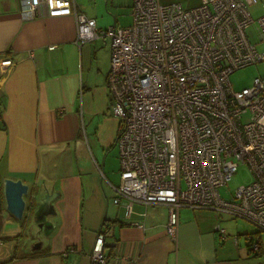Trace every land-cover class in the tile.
Listing matches in <instances>:
<instances>
[{
    "label": "crops",
    "instance_id": "0c3cea01",
    "mask_svg": "<svg viewBox=\"0 0 264 264\" xmlns=\"http://www.w3.org/2000/svg\"><path fill=\"white\" fill-rule=\"evenodd\" d=\"M130 4L63 0L24 18L19 0H0V264H92L99 231L107 264H264V238L248 221L254 231L214 209L181 207L172 239L165 205L135 202L125 218L123 207L112 203L119 122L106 84L110 36L76 43L75 15L94 18L98 29L125 26L132 22ZM5 57L13 64L1 65ZM7 177L28 184L22 219L5 208ZM52 190L59 194L46 217L51 228L33 250L27 229L38 227L28 206ZM247 233L259 239L257 251H250Z\"/></svg>",
    "mask_w": 264,
    "mask_h": 264
},
{
    "label": "built area",
    "instance_id": "2783aa9c",
    "mask_svg": "<svg viewBox=\"0 0 264 264\" xmlns=\"http://www.w3.org/2000/svg\"><path fill=\"white\" fill-rule=\"evenodd\" d=\"M62 1L19 0L20 14L32 18L42 5ZM256 2L200 0L185 7L131 0L129 25L101 29L94 18L76 13V43L110 36L106 84L119 122L112 203L123 207L125 218L135 202L163 204L166 232L175 239L181 207L209 208L264 231V76L241 89L229 82L238 68L264 62V48L257 47L264 43V14L256 19L257 40L246 34L254 21L248 5ZM12 64L10 57L1 61ZM239 164L252 181L224 198L219 187ZM216 230L225 237V228L217 224ZM246 237L250 251H257L259 239ZM103 243L99 231L92 264H107Z\"/></svg>",
    "mask_w": 264,
    "mask_h": 264
},
{
    "label": "rangeland",
    "instance_id": "374dc122",
    "mask_svg": "<svg viewBox=\"0 0 264 264\" xmlns=\"http://www.w3.org/2000/svg\"><path fill=\"white\" fill-rule=\"evenodd\" d=\"M248 11L251 15V17L254 19V21L247 26L246 28V34L248 35L249 39L251 41H256L258 36V24L256 19L264 14V0H260L255 4L248 5ZM258 48H264V43H260ZM264 76V62H259L255 64H250L241 68H238L237 70L233 71L229 75V82L234 89H241L242 87L249 86L252 83V80L255 76ZM114 153L116 154L118 152V148L114 145L113 148ZM118 174L117 177H113L112 180H116L119 175V168L117 170ZM252 181V174L248 167L245 164H239L237 170L233 173L230 180L227 182L226 185L220 186L219 191L220 194L224 198H230L232 194L234 193L235 189L242 184H247ZM230 222H233L236 224L237 221H234L232 219H228ZM239 221V224L243 226L244 229H248L249 231L253 230V225L249 226L245 224L244 219L239 218L237 219ZM28 236L30 239H33V243L37 240H41L46 237V234L49 232L48 230L44 229H35L34 231H31L30 227L27 229ZM262 238H264V231L260 232Z\"/></svg>",
    "mask_w": 264,
    "mask_h": 264
},
{
    "label": "water",
    "instance_id": "95a60500",
    "mask_svg": "<svg viewBox=\"0 0 264 264\" xmlns=\"http://www.w3.org/2000/svg\"><path fill=\"white\" fill-rule=\"evenodd\" d=\"M28 184L24 183L21 179L4 178L3 181V197L5 208L14 217L18 219L24 218V211L26 209V200L24 196L28 193ZM58 191H45L40 194L38 199L32 200L28 206L32 210V217L34 224L38 228L50 230L51 224L46 221V217L55 212L52 201L58 195ZM32 195V199H33ZM36 207H35V206ZM41 240L33 243L32 249L36 250L40 247Z\"/></svg>",
    "mask_w": 264,
    "mask_h": 264
}]
</instances>
